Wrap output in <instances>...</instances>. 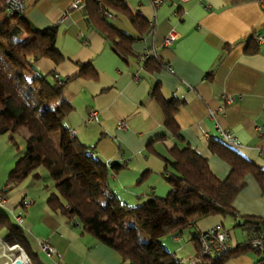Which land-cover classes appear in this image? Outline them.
I'll use <instances>...</instances> for the list:
<instances>
[{
  "label": "crops",
  "instance_id": "0c3cea01",
  "mask_svg": "<svg viewBox=\"0 0 264 264\" xmlns=\"http://www.w3.org/2000/svg\"><path fill=\"white\" fill-rule=\"evenodd\" d=\"M122 1L129 14L116 12L105 18V24L91 14L88 0L77 10H69L72 0H29L22 19L21 40L36 30L55 27L54 50L60 56L58 62L48 58L33 62L27 78L36 74L64 80L87 70V77L67 83L62 90L63 100L71 106L63 124L70 137L106 168L108 192L128 205L142 203L150 195L165 197L170 190L162 176L166 160L172 150L183 148L204 157L211 173L225 180L230 166L210 152L212 140L264 172V0H187L181 6L165 3L157 9L149 0ZM107 24L132 36L126 57L119 40H109L100 31ZM169 30L175 39L166 47L163 41ZM258 37L263 40L256 42ZM150 55L157 60L145 65ZM154 89L173 112L176 136L166 125ZM2 95L0 90V109L11 121ZM16 127L0 135V190L26 150L16 138L25 144L28 123L21 120ZM223 134L230 135L233 143ZM11 135L16 145L10 142ZM55 138L60 141L54 142L57 149L70 156L66 135L57 130ZM46 170L38 167L37 177L29 176L1 194L0 213L22 229L34 254L33 260L27 256L29 264H125L111 247L84 232L76 219L50 208L48 198L57 192ZM244 181L232 203L234 214L200 218L183 233L160 238L180 264L198 263L194 238L199 233L219 227L228 232L235 248L248 238L240 224L264 219V192L253 175L247 174ZM23 201L31 204L23 208ZM6 233L1 227L0 264L8 262L3 246L17 245L4 241ZM42 244L55 253H44ZM259 258L249 249L221 264H256Z\"/></svg>",
  "mask_w": 264,
  "mask_h": 264
},
{
  "label": "trees",
  "instance_id": "16d2710c",
  "mask_svg": "<svg viewBox=\"0 0 264 264\" xmlns=\"http://www.w3.org/2000/svg\"><path fill=\"white\" fill-rule=\"evenodd\" d=\"M88 4L91 14L99 17L103 23L108 17L102 10H106L111 16L116 12L129 14L122 0H88ZM22 19L23 17L8 16L5 0H0V89L3 93L1 103L12 119L8 121L4 111L0 109V135L10 131L12 126H18L21 120L26 121L29 126L25 153L9 174L6 189L0 190V195L12 190L29 176L37 177L34 171L40 166H46L56 183L57 192L48 198L50 208L59 210L68 219H76L84 232L111 247L123 263L180 264L179 260L165 249L160 241L161 237L181 234L200 218L234 214L232 203L244 188V178L247 174L256 178L264 192V172L232 148L212 140L210 152L217 154L230 166V173L225 180L216 178L209 170L206 159L197 152L189 148L174 149L170 152V159L166 160L167 167L162 173L170 187L165 197L150 195L142 203L128 205L111 194L112 200L106 201V168L93 156L88 155L87 147L70 137L69 130L63 124L71 106L63 100L62 90L67 83L87 77V70L82 68L64 80L55 76L35 74L28 81L25 75L33 73V62L40 58L58 62L60 56L54 50L55 27L36 30L21 40L25 33ZM130 21L133 22L134 19L130 18ZM100 31L109 40H119L117 45L124 57L130 53L132 36L118 33L108 24ZM150 57L152 58L147 59L145 65H153L154 59L157 60L154 55ZM3 60L8 62L9 67H5ZM21 85H27L36 99L32 100L31 96L23 93ZM153 92L164 111L166 125L176 136L178 130L172 110L158 91L155 92L154 89ZM51 107H54V112L50 116ZM51 127L66 135L71 148L70 156L65 157L55 146L48 133ZM16 130L17 127L12 132ZM9 139L16 145L14 135ZM82 162L86 163L87 167L81 165ZM84 167H89V171L84 170ZM105 219L113 225V237L107 234ZM240 226L248 231L247 241L215 260L199 255L198 237L203 232L196 235L194 241L197 247V264H205L208 260H211L210 264H221L230 255L249 250L251 236L264 229V219H247ZM1 227L7 230L4 237L7 244H17L29 259L35 258L24 239L22 229L12 225L8 218L0 213Z\"/></svg>",
  "mask_w": 264,
  "mask_h": 264
},
{
  "label": "built area",
  "instance_id": "2783aa9c",
  "mask_svg": "<svg viewBox=\"0 0 264 264\" xmlns=\"http://www.w3.org/2000/svg\"><path fill=\"white\" fill-rule=\"evenodd\" d=\"M28 1L29 0H5L6 13L10 17H23ZM84 1L85 0H72L69 10H77L82 8ZM186 1L187 0H149L154 9L159 8L165 3H173L175 6H181V4ZM102 13L105 14V16H107L108 18L111 17V15L106 10H102ZM174 39V31L169 30L164 38L163 45L169 47L173 43ZM262 40L263 38L261 37L255 39L256 42H261ZM162 66L165 69L168 68V65ZM223 138L228 143H233V139L230 135L223 134ZM88 155H91V152L88 151ZM105 200H112V196L108 191L105 192ZM0 202H3V198L1 195ZM30 204V201H23L22 207L27 208ZM17 219L18 221H21L22 215L17 216ZM229 241L230 236L228 232L221 230L219 227L205 231L198 237V243L200 246L199 255L202 257H207L211 260L222 258L234 249V247H231ZM0 245L2 244L0 243ZM249 247L250 250L260 255V258L258 259L256 264H264V229L260 231V233L253 234L251 236ZM3 248H5V255L8 258V262H6L5 264H13L16 259L20 260L22 264H29V259L20 246H3ZM41 249L47 255H52L55 253V249L48 244H42ZM211 260H208L207 262H205V264H210Z\"/></svg>",
  "mask_w": 264,
  "mask_h": 264
},
{
  "label": "rangeland",
  "instance_id": "374dc122",
  "mask_svg": "<svg viewBox=\"0 0 264 264\" xmlns=\"http://www.w3.org/2000/svg\"><path fill=\"white\" fill-rule=\"evenodd\" d=\"M0 43H1V41H0ZM3 64L5 65V67L7 68V67H9V65H8V62L6 61V60H3ZM28 79V81H29V77L27 78ZM27 86V85H26ZM26 86H22L21 85V90H22V92L23 93H25V94H28L29 96H31L32 97V100H35L36 99V96H35V94L32 92H30L29 91V88H28V86L26 87ZM1 90V89H0ZM53 112H54V107H51L50 108V112H49V114H50V116H51V114H53ZM57 132V129L55 128V127H51V129L48 131V133H49V136L51 137V139L53 138V135L55 134ZM15 137V136H14ZM58 138H60V136H58ZM16 140H17V144L18 145H20V146H22L23 148H25V144H24V141H22V140H20L19 138H16ZM53 142H56V144L57 143H59L60 141H59V139H58V141H56V138L54 139V140H52ZM22 149V148H21ZM1 160H5V159H1ZM84 170H86V168H84ZM47 171V170H46ZM51 176H50V174L48 173V175H47V179L49 178L50 180H52L51 178H50ZM49 179H48V181H49ZM81 182V181H80ZM103 203H105V200H103L102 201ZM105 222H106V224H107V234H109V236H114V234H115V231H114V229H113V225H112V223L109 221V220H107V219H105ZM106 232V231H105Z\"/></svg>",
  "mask_w": 264,
  "mask_h": 264
},
{
  "label": "water",
  "instance_id": "95a60500",
  "mask_svg": "<svg viewBox=\"0 0 264 264\" xmlns=\"http://www.w3.org/2000/svg\"><path fill=\"white\" fill-rule=\"evenodd\" d=\"M13 264H22L20 260L16 259Z\"/></svg>",
  "mask_w": 264,
  "mask_h": 264
}]
</instances>
